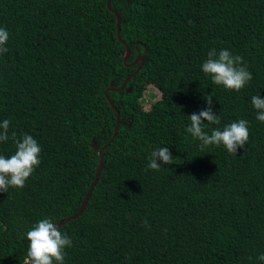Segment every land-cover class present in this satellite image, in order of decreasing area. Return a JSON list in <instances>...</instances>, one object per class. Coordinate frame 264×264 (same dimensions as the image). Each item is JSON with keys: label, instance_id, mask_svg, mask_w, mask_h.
Instances as JSON below:
<instances>
[{"label": "trees", "instance_id": "trees-1", "mask_svg": "<svg viewBox=\"0 0 264 264\" xmlns=\"http://www.w3.org/2000/svg\"><path fill=\"white\" fill-rule=\"evenodd\" d=\"M106 2L0 0V27L9 32L0 123L10 120L9 137L29 134L41 146L25 186L0 192V264H25L24 235L35 222L77 211L98 164L91 140L100 148L114 130L108 99L119 125L83 210L58 227L72 242L64 264H261L264 122L251 97L264 98V0H110L125 61ZM211 49L243 57L252 79L240 91L201 71ZM138 55V72L109 90ZM149 85L160 95L144 108ZM207 95L220 119L204 122L209 134L248 121L249 139L235 155L223 145L201 149L186 132ZM157 147L169 149L173 164L147 169ZM14 152L11 138L0 142V155Z\"/></svg>", "mask_w": 264, "mask_h": 264}, {"label": "clouds", "instance_id": "clouds-1", "mask_svg": "<svg viewBox=\"0 0 264 264\" xmlns=\"http://www.w3.org/2000/svg\"><path fill=\"white\" fill-rule=\"evenodd\" d=\"M8 39L9 32L6 28L0 27V55L7 53ZM201 71L213 84L231 91H240L252 79L251 72L243 64V57L233 55L227 49L209 50L207 58L201 64ZM206 103L208 106L205 109L188 116L190 125L186 132L200 141L201 149L210 145H223L229 153L235 155L238 149L244 148L249 139L248 121L245 119L233 121L224 125L222 130L212 129L209 134L204 130V122L219 125L220 119L212 110L211 95H207ZM251 105L257 110L256 120L264 122V98L253 95ZM10 123L8 119L0 123V142H7L11 138L15 146L13 155L8 157L0 155V192H7L9 187L23 188L41 162V146L37 140L29 134L17 139L15 132L9 137ZM173 159L168 148L157 147L150 153L147 169L159 170L161 163L158 161L170 165L173 164ZM146 225L145 220L142 226ZM24 238L28 242L25 264H64L65 249L72 246L71 238L61 232L55 221L50 218L35 222L25 233ZM256 259L264 264V254H260Z\"/></svg>", "mask_w": 264, "mask_h": 264}, {"label": "water", "instance_id": "water-1", "mask_svg": "<svg viewBox=\"0 0 264 264\" xmlns=\"http://www.w3.org/2000/svg\"><path fill=\"white\" fill-rule=\"evenodd\" d=\"M106 5H107V8L114 14V17H115V19H116V36H117V39L125 46V53H124V56H123V61H125L127 58H128V56H129V48H128V46L125 44V42L121 39V37H120V33H119V25H120V17H119V15H118V13H117V11L116 10H114L111 6H110V0H107V2H106ZM143 60H144V56L143 55H138L129 65H136L137 64V66H136V68H135V70L132 72V73H130V74H128L126 77H125V79H124V81H123V83L118 87V88H115V87H113L111 84H110V86L108 87V89L109 90H120L121 88H123L124 86H125V84L127 83V81L135 74V73H137L138 72V70L140 69V67H141V65H142V63H143ZM128 91H130V88H128ZM104 93H105V95H106V90L104 91ZM107 97V96H106ZM107 99H108V97H107ZM108 102H109V104H110V106L115 110V112H116V122H115V126H114V130H113V133H112V136H111V138H110V140H109V142L112 140V138L115 136V134H116V131H117V128H118V125H119V113H118V111H117V109L115 108V106H114V104H113V101L112 100H110V99H108ZM108 142V143H109ZM108 143H106L104 146H102V147H98V145L93 141V140H91V146L93 147V149L94 150H96L97 151V155H98V164H97V168H96V171H95V175H94V179H93V181L91 182V184H90V186H89V188H88V190H87V192H86V194H85V196H84V198H83V200H82V202H81V204H80V206L78 207V209H77V211L73 214V215H71V216H69V217H66V218H63V219H60L58 222H56V226H57V228L60 226V225H62V224H64L65 222H67V221H69V220H71V219H74V218H76L80 213H81V211L83 210V208H84V206H85V204H86V202H87V199H88V197L90 196V194H91V191H92V188H93V186H94V184H95V182L97 181V178H98V175H99V173H100V170L102 169V160H101V152H102V150L104 149V147L108 144Z\"/></svg>", "mask_w": 264, "mask_h": 264}, {"label": "rangeland", "instance_id": "rangeland-1", "mask_svg": "<svg viewBox=\"0 0 264 264\" xmlns=\"http://www.w3.org/2000/svg\"><path fill=\"white\" fill-rule=\"evenodd\" d=\"M159 95H160V92L156 87L152 85L147 86L141 97L143 107L148 108L149 105L159 97Z\"/></svg>", "mask_w": 264, "mask_h": 264}]
</instances>
